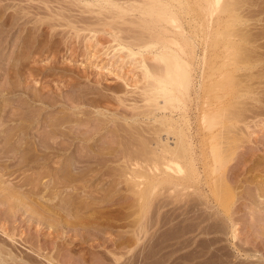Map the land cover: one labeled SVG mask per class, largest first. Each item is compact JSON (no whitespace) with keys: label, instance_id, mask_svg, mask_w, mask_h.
<instances>
[{"label":"rangeland","instance_id":"374dc122","mask_svg":"<svg viewBox=\"0 0 264 264\" xmlns=\"http://www.w3.org/2000/svg\"><path fill=\"white\" fill-rule=\"evenodd\" d=\"M75 1L77 0H0V87L2 86L0 88L2 90L0 94V119L1 116L5 114L2 112L6 111L10 114L12 107H25L27 109L24 111L33 112V123L30 122V126L26 123L27 126L30 127L27 135V139L30 142H38L39 138L46 135V132H48L47 126L55 122L53 120L56 119L62 120L63 118V120H70L71 122L76 121V124L77 121L81 123L82 120L88 119L89 123L84 120V122L78 126V129L80 127V130L82 129L84 132L85 130L86 132L88 130L94 131L99 123H96V118L92 116V114L86 112L87 114H85V116L80 115L81 110L75 111L77 107L74 103L72 104V102L71 104L68 103V106L65 103L64 106L66 105L67 108L63 110H61L59 105L54 106L53 103H55L56 100H63L62 97L81 96L83 94L88 97L89 100L105 98L110 103L108 105L111 106L112 104L114 107H109V115H106L109 119H112V124H108L107 129L101 131L102 133L100 132L101 134L98 135H103L101 136V143L103 142V145L105 143L104 146H106L108 142L109 145H107L110 146V148L114 147L117 150L118 145L114 140L116 141V137H118L117 135H120L121 133L125 135L124 133L129 130V138L134 137V140L137 142L133 141V138H130L132 141H129V143L134 142L133 144L135 147L132 143L129 144L127 141L129 144L128 146L132 145L133 147L131 146L129 148H135V152L138 151L140 154L136 157L133 153L135 156L133 155V157L130 158L132 161L128 158L129 156H125V158L123 156L120 157V155L105 158L101 157L98 161H95L97 165H94L95 163L92 165L90 164L93 168L91 170L90 167L91 175L90 173H88L89 175L86 173L82 174V177H80L81 179H79V177L76 178V175L78 174L77 172L80 170V165H78L75 160H71V157L72 159L74 158L73 154L75 150L79 148V145H68L69 150H72L70 155V152L62 155H54L45 163L41 161L40 163H33L35 166L31 168L26 167V170L24 167L20 170L18 169L19 171H16L15 169L19 155L15 158V160L17 159L16 161L8 159L7 157L2 159L0 168L7 166L8 170L14 169L13 172L15 171V173H13L14 177L9 176V174L3 176L0 175L1 180H3L2 182H4L5 185H8L9 187L14 186L13 188L23 194L25 192V195H27L28 191H24L26 186H23L22 182L24 180L25 184L26 182L29 184L34 182L33 184L35 185L39 182V192L44 195V198L46 197L45 199L50 198V200L48 199V204H50L49 202L52 200V196H55L56 191L58 190L56 196L53 197L51 205L55 204L57 201L59 203L61 201L60 204L63 209H59V203L58 205L56 203L55 206L57 205L56 208L60 211L54 207L55 212L54 210L49 212L46 220L47 222L45 221V223L47 224L50 221L51 225L49 224L50 226L48 225V227L51 231H48L49 229L47 230V228L45 229V226H40L39 224L36 225V223L32 224L34 226L31 225V222L34 221L32 219L34 217L36 218L39 214H37V212L23 214L21 215L22 217L18 219L19 221H16L15 218L12 219V211L8 214L6 212L0 214V223L4 220L10 221V219L15 223L14 226H16V231L15 233L13 231L14 236L12 237L17 246L15 247L14 245V247L17 250L19 249L17 252L31 253V244L25 243L22 239L25 238L26 240L27 234H30L32 231L33 233L34 231H37L39 234L41 233L42 237H46L45 235H49L50 233V235H55L54 237L49 236L48 238L53 239L56 244L58 243V246L50 252L54 262H58V264L64 262L66 264H76L78 260H80L82 264H264V198H262L264 195L261 197L258 196L260 186H264V171L261 173V176H256L258 173L255 171V174L252 172L256 178L254 177L249 189L253 192L252 196H256V198H252L254 200L250 202L251 205L248 207L246 205L248 203L246 201V187H244V184L240 183L244 176L240 167L238 166L232 169L227 167L224 171H222V169L216 171L214 168H211V145L208 142V139L203 138L201 133L198 134L202 131V127H200L202 125L201 123L199 124L200 116L195 112H193L194 114L191 111L189 113V110L193 105L192 99H194V91L198 89V86L196 87V83L198 82L195 80L190 88V99H183V103L186 104L185 110L189 113L188 119L190 121L189 126L191 129L190 136L194 142L192 146L187 145V147H190V150L194 151V155L189 157L188 161H193V159L197 160L194 162V168L197 170L198 174L196 173L195 175V169H190L191 167L188 165L189 167H187V171L189 175H187L189 176V179L187 177L188 181L185 180L187 183H182L187 186L191 185V189L186 193L187 197L183 196V198L181 197V190L179 187L174 186V189L173 186H170L172 187L170 188L156 182L159 180L161 181L164 178V173L160 161H155L154 157L156 156H152L155 155L158 149H160L154 139L157 141L159 140L160 144L168 143V146L173 148L177 144V136L174 137V134L167 136L166 133L162 132L160 137L157 135L159 138L157 139L154 132L157 129L164 128L162 127L166 121L163 114L164 111L159 108H152L149 110H147L148 108H142V96L140 95V89L144 85V82L141 79L142 76L136 69L135 63L132 64L131 62H126V60L124 61L122 54L115 53V50L113 49L116 46V43L114 42L116 34L120 38V42L126 43L129 38L139 37L144 31L141 32L142 29H140V25H137L136 22L134 24L125 23L122 25L120 19H109L110 14H107L105 10H100L102 14L99 15L94 13L99 12V9L96 7L85 8L84 4H77ZM120 3L122 4V2ZM58 14L61 15L59 16ZM257 15L256 18L258 19ZM137 16V14H127L124 16V19H127L126 21L129 22ZM245 16L248 18L252 17L246 15V13ZM261 17L263 19L264 15H259V18ZM254 18L255 16L253 15L251 19L253 20ZM2 24L4 26H2ZM189 26L185 27L188 29L192 25ZM259 28L262 29V26H259ZM191 29L192 28L188 30V34L190 31V34H193L194 29ZM146 32L147 31H145V33ZM147 33L146 35L149 34ZM173 37L174 35H170L171 39H173ZM174 40H179L182 44L184 41L178 36H175ZM174 49L176 48L174 47ZM186 49L188 54L191 55L192 48L187 47ZM134 51L137 50L134 49ZM261 52L263 53L264 50H261ZM138 58L139 57L136 59L138 60ZM149 63L152 64L151 61ZM14 66L18 69L19 67L22 68V72L20 71V73L23 74L24 77L21 74L17 77L18 80L17 78L7 77L5 71L7 69L11 71H13V69L16 70V68H13ZM11 71H9L10 74L12 73ZM42 91H45L46 93H42ZM31 94L33 97H38V99L36 97L37 101H35V103H32L27 99L32 97ZM57 96H60L61 98H58ZM66 100L69 101L68 98ZM120 100L122 101L121 104L118 102ZM27 101L31 104H28ZM48 105H51V109L45 108ZM133 106H137V108L134 107L135 109H133L135 111L131 109ZM139 107L141 108L138 109ZM136 109L138 110L136 111ZM83 110L87 111L86 109ZM145 111H147V114H149L148 116L150 117H147L146 115L143 116L146 114ZM179 111L180 110L175 111L172 115L175 121L179 119L180 115H182V111ZM151 114L153 115L151 116ZM79 115L80 118H77L76 116L79 117ZM65 116L68 117L66 118ZM123 119L128 120L124 121ZM162 119H164V121ZM20 121L21 120H17L18 123H20ZM86 122L88 124H86ZM14 123L15 122H11L10 128L18 127V124L16 123L14 125ZM178 124L180 125L176 126L177 129H179V127L183 128L184 125L182 121H179ZM120 126L121 129H125L123 131L120 130ZM131 126H134V128ZM138 126H141V129L140 127L138 129ZM126 128H128L127 131ZM199 128H201V130ZM135 129L143 130L141 131L142 135L140 133L137 134ZM177 129L176 131H178ZM262 129L263 128L259 129V127L253 129V131H251L253 134L250 136L248 143H245L244 140L242 142L241 140L245 145L248 144L251 146L252 148H250L252 150L250 149L249 152L243 149L235 151V153H233L235 156L232 155V159H234L233 163H238L239 157L244 154L246 156H251L254 163L264 161V130ZM0 130L1 143V139L5 136L4 134H6L5 126L0 127ZM110 130H112L113 133ZM118 130L122 132L119 133L120 131L118 132ZM133 130L135 132H132ZM115 131L119 134H115ZM90 133L92 132L90 131L89 134ZM132 134L134 135L130 136ZM126 135H128V133ZM135 136H138V140ZM127 137L128 136H126V138ZM16 138H14V140H16ZM138 141L140 142L138 143ZM17 143H14V145L12 144L13 147H18L19 144H23L24 142L19 141V143ZM101 143L99 145H101ZM121 146L122 145H120V147ZM1 147L2 143L0 144V149ZM141 151H149L152 155L150 153L146 156L148 152L142 154ZM129 155L132 156V153ZM156 160L158 159L156 158ZM97 162L101 163L100 166ZM156 162L158 165H156ZM254 163L252 162V164ZM135 164L138 166L136 167ZM209 165L211 167H209ZM157 166L159 167L157 168ZM124 168L126 169L124 170ZM64 169L67 170V173L71 174H68L69 177L63 172ZM82 169L81 171L85 170ZM95 171L96 174H94V176L92 172L95 173ZM99 172H101L103 176ZM72 175H74L73 177L75 178V181H73L74 178L70 177ZM63 176L66 177L64 178ZM77 176H80V174ZM171 176H173V174ZM66 178H70L69 181ZM71 178L73 180H71ZM63 179H66L67 183L66 180L64 182ZM224 181L227 185H225ZM61 183H63L64 187ZM68 183H70V185ZM157 185H159V187ZM27 188L28 190L30 189L29 187ZM42 191L44 193L46 192V195ZM2 194L0 195V209L6 210V202L12 201V199L6 197L4 194L3 196ZM35 194L38 193H35L34 191V194H28V198ZM42 194L39 193L38 196ZM25 195H23L24 199L27 198ZM38 196H32V198H38ZM45 199H42L41 201L44 202ZM54 199L56 201H54ZM25 203L27 204L28 202ZM81 204L82 206H80ZM63 205L66 210H64ZM74 205H78V207L80 206L81 209H75L77 206L74 207ZM76 210L78 211L76 216L78 214V219L82 221H77L78 219L75 218V220L73 218L75 217L74 214ZM58 212H61L62 218H65H63V220H74L73 223L80 222L78 223L79 225L76 223L72 227H66V237L68 236L66 238L68 240L66 243L59 239L61 236L60 234H62L60 232H63V229L62 222L58 218L60 217V214H55ZM30 213L32 215H30ZM64 213L65 215H63ZM29 217H31V220H28ZM40 217L37 218L41 220L42 218ZM21 219L26 222L30 221L31 226L29 230L32 229L31 232L29 230L27 231V229H25L26 227H22L23 224L20 225L19 222H21ZM36 219L35 221H40ZM9 221L7 223H10ZM234 225L237 230V241L235 242H233L230 237L232 233L231 229ZM53 229H57V233L53 231ZM5 231L6 233L12 234V232L10 233L6 228ZM34 241L35 239L30 242L33 243ZM121 242L123 244H120ZM33 244L35 245L37 242H34ZM251 244L253 245V248ZM38 245L41 246L39 243L36 246L38 247ZM36 246L33 247V249H36ZM66 248L71 250L69 253H66L68 256L65 255L68 262L65 261L63 253ZM45 251L46 253L49 252L47 250ZM45 251L43 252L45 253ZM40 263L43 264V262Z\"/></svg>","mask_w":264,"mask_h":264},{"label":"bare ground","instance_id":"6f19581e","mask_svg":"<svg viewBox=\"0 0 264 264\" xmlns=\"http://www.w3.org/2000/svg\"><path fill=\"white\" fill-rule=\"evenodd\" d=\"M90 1H92V2H90ZM75 2H77V4H84L85 8L96 7L97 9H99L98 10L99 12H94V13L99 14V15L102 14L100 12V10H105L107 14H110L109 19H111V20L120 19L122 21V25L125 23L134 24L136 22L137 25H140L139 26L140 29H142V31L141 30L140 31L141 32L144 31L143 34L140 33L141 35H139V37L138 36L137 37H131L130 36L131 38H129V40L126 43L120 42V38L116 34L115 38H114V42L116 43V46L113 49L115 50V53H117V54L121 53L122 54L124 61L126 60V62L128 61V62H131L132 64L135 63L136 66L135 65L134 66L140 72V74L142 76L141 79L144 82L143 83L144 85L142 84L143 87H141V89H140V91H141L140 95L142 96V97L140 96L142 98L141 102L143 103L142 108H146V109L148 108L147 110L152 109V108H159V109H162L164 111L163 112L164 118H166L165 119L166 121L164 122V126H162L164 128L163 129H157L154 132L155 135L156 136L158 135L160 137V134L162 132H164V133H166L167 136L172 135V134H174L173 135L174 137L177 136V138H176L177 144L175 143L176 145L173 148L169 147L168 143H166V142H165L166 144H163L161 142L163 144L162 145L159 143V140L157 141L156 139H154V141H156V144H158V148H160L156 152L157 154L154 151L155 155H152V153H151L152 150H151V152L147 151L148 153L141 151L142 154L147 153L146 156L150 153L152 156H156V157H154L155 161H160V164L163 167L162 170H163L164 174L163 173L162 174L164 175V178L161 181L159 180L160 182L159 181H156V182L163 184L165 186H168V187H170V186H173V188H174V186L179 187L181 190V192H180L181 197L182 198H183V196L187 197L186 193H188V191L191 189V185L187 186L186 184H183L182 182L187 183V181H188L187 177L189 179V176H188L189 174L187 171V167H189L188 165H190V167H191L190 169L194 170L195 169L194 168V166H195L194 162L197 161L194 159H193V161H190V162L188 161V158L192 157L194 155V153H193L194 151L190 150L189 146L187 147V145L192 146L194 143L193 139H191V136H190L191 135L190 134L191 129L189 126L190 121L188 119V116H189L188 114L190 113V111L192 113L195 112V113L199 114V116H200L199 124L201 123V125H202V126H200V127H202V131L199 133L197 132V133L198 134L201 133L203 138L208 139V142L211 145L210 148L212 150L211 151L212 162L210 163V165L212 164L211 165L212 167L210 165H209V167H211L212 169L214 168L216 171H220L221 169H222V171H224V170H226L225 168H227V167L232 169L234 167L239 166L240 170L244 174L242 181L241 182L239 181V182L241 184H244V187H246L245 188L246 192H247L246 193V196H247L246 201L248 202L246 205L249 207V205H251L250 202L256 198V196L255 197L252 196L253 192L250 191L249 186H251L254 177L256 178V176H261V173L264 171V161H259V162L254 163V160L252 159L251 156H246L244 154L241 157H239L238 163L235 164V163H233L234 159H232V155L238 149L239 150L243 149V150L249 152L252 147L249 146L248 144L245 145L244 143H242L243 140L245 143L246 142L248 143L250 136H252V134H253V132H251V131H253V129H255V128L257 129L259 127V129L263 128L262 130H264V119H263L264 118V52L263 53L261 52V50H264V18L263 19H262V17L259 18V15L260 16L264 15V0H77ZM120 2H122V4ZM245 13H246V15H249L252 17L254 15L255 18H256V15L258 14L257 15L258 19L254 18L255 20L254 19L252 20L251 19L252 17L251 18L249 17L250 18L249 19L248 17L245 16ZM127 14H130V15L137 14L138 16L136 18H134L132 21L127 22L126 21L127 19L126 20L124 19V16ZM242 14H243V16H242ZM12 17H10V18H12ZM187 25L188 26L192 25L191 27L190 26L189 27L194 29L193 34L192 33L190 34L191 31L188 34V30L190 28L187 29L186 28V27H188ZM2 26H4V25L2 24ZM259 26L260 27L262 26V29H260ZM145 31H147L149 34L146 32L148 34V35H146ZM170 35L171 36L174 35L173 39L170 38ZM175 36L176 37L178 36L181 40H184L183 44L180 43L179 40H174ZM174 47L176 49H174ZM187 47L192 48L191 49V51H192L191 55L188 54L187 49H186ZM134 49H136L137 51H134ZM145 54H147V55H145ZM137 57H139L138 60L136 59ZM150 61L152 62V64L149 63ZM0 68H1V66H0ZM13 68H16V70L18 69L16 66H14ZM21 69L22 68H20V67L17 71L15 69H13V71L7 69L5 71V74H7V77L9 76L10 78L13 77L16 79L21 74L20 73ZM7 71L9 73V75H8ZM9 71H11L12 73L10 74ZM21 75L23 76V74H21ZM17 80H18V78H17ZM195 80L198 82V83H196V87L198 86V89L194 91V99H192L193 102L191 101L193 103V105H192V108L189 110V113H187V111L185 110L186 104L183 103V99H185V98L190 99V90H191L190 88L194 84ZM1 92H2V90L0 89V94H1ZM10 92H8V93H10ZM43 92H45V91H42V93ZM6 93H7V91H6ZM55 94H57V93H55ZM83 95H81V96L76 95L73 97H67L70 102L68 100H66L67 98L64 97L65 98V100H64V98L62 97L63 100H60V101L56 100L57 102L55 101V103H53V102L52 103L54 106L59 105L61 110H63L65 108H67V106L69 105L68 103L71 104V102H72V104L74 103L77 107L75 109V111L81 110L80 115L85 116V114H87V113L92 114V116H94L96 118V120H95L96 123L98 122L99 124L97 125L98 126L97 128L95 127L96 129L93 128L94 131L90 130L92 132L90 134H89V132H90L89 130H88L89 132L88 131L86 132V130L84 132L81 129L83 131L82 132L80 130V127L78 129V126L81 125V123H83L84 120L89 123L88 119L82 120L81 123L77 121V124H76L75 123L76 121L71 122L70 120H63V118H62V120L56 119V120H53L55 122L49 124L48 126L46 125L48 128V132H46V135H43L41 138H39L38 142H32V141L30 142L27 139V135H28L29 129H30V127H28L27 124L29 125L30 122L33 123V121H32L33 112L24 111L27 108H25L23 106H22L23 108L12 107L13 109L11 108L10 114H9V112L5 111L6 109L3 110L5 112L1 111L2 113H5V114H3V116H1L0 127L5 126V131H6L5 133L6 134H4L5 136H3V138L1 139L2 147L0 149V163L2 162V159H5L6 157L8 159L15 160V158H17V155H19L18 160L17 159H16L17 161L15 160L16 164H17V165H15V169L17 171L18 169L20 170L22 167H24L26 170L27 169L26 167H29V168L34 167L35 165L33 163H38V162L40 163V161L45 163L48 159H51V157L54 155H62L64 153H68V152H70L69 153V155H70L72 153V150L71 151L69 150L68 145H74V146L79 145V148H77V149L75 148L76 150L73 154L74 158L72 159V157H71V160L72 161L75 160L77 162V164L80 165V168H79L80 170H79V172H77L78 173L77 175L80 174V176L76 175V178L79 177V179H81L80 178V177H82L81 175L85 174V173L86 174L90 173L91 172L90 171L91 165L94 163H95L94 165H97L95 161L96 160L98 161V159H100L101 157L105 158V157H110V156L112 157L115 155H120V157L123 156L124 158H125V156H127V157L129 156L128 158L130 159L133 157L134 154L137 157V155H139L140 152H138L137 150H136L137 152H135V148L134 149L129 148L132 145L134 146V144H133L134 142L129 143V141H132V140L136 141V140H134V137H130V138H133L132 140L129 138V132H128L129 130L127 131L128 128H126L127 132L124 131L125 135H123V133H121L125 129L124 127H122L124 129H121L122 125L120 126V130H122V131L118 130V132L120 131L119 133H121V134L117 135L118 137H116V141L114 140V142L118 145L117 150L114 147L110 148V146H108L109 145L108 142H107L108 145L106 144V146H104L105 143H104V145L102 144L103 142L101 143V141H102L101 136H103V135H101V136H98V135L102 133L101 131L107 129L108 124H110L112 122V119H109L106 116V115H109V112H110L109 107L111 108L112 104H111V106H109L108 104H110V103L105 98H100L98 100H96L97 98H95L93 100H89L88 97H86L85 95L83 96ZM31 96H32V94H31ZM32 97H29L27 99L30 102L35 103V101H37L38 97L36 96L37 99L35 96L33 98ZM57 97L61 98L60 96H57ZM43 100H41V101H43ZM120 101H118V102L121 104L122 101L121 102ZM30 102H28V104H31ZM47 103H48V101H47ZM65 103L67 104V106L66 105L64 106ZM51 105H48L45 108L51 109ZM112 107H114V106H112ZM134 107L135 106H133V108L131 107V109L133 110V109L137 108V106L135 108ZM140 108L141 107H139L138 109H140ZM83 109H86L87 111H85ZM138 109H136V111ZM178 110L182 111V115H180L179 119L175 121L172 115L175 113V111H178ZM133 111H135V110H133ZM145 112H146V114H144V115L142 114V115L143 116L146 115L147 117H150V116H148L149 114H147V111H145ZM148 112L151 113L150 111H148ZM80 115H79V117L78 116H76V117L80 118ZM137 115H140V114H137ZM152 115L153 114H151V116ZM65 117L67 118L68 116H65ZM259 117H261V118H259ZM17 120H21L20 123H18ZM76 120H78V119H76ZM126 120H128V119H126ZM126 120H124V121H126ZM162 120L164 121V119H162ZM179 121L180 122L182 121L184 126H183V128L179 127V129H177L176 126L180 125V124H178ZM11 122L12 123L15 122L14 125L17 123L18 127L10 128ZM87 122H86V124H88ZM137 124H138V122H137ZM94 126H92V127H94ZM131 127L134 128V126H131ZM139 127L141 129V126H138V129H139ZM117 128H119V127H117ZM175 128L178 131H176ZM138 129L137 130L135 129V131L137 132V134H139V133L141 134V131H143V130H138ZM199 129L201 130V128H199ZM110 131L112 132V130H110ZM135 131L133 130L132 132H135ZM118 132L115 131V134L116 133L119 134ZM130 132H131V129H130ZM127 133H128V135H126ZM134 134L137 135L136 133H134ZM134 134H132L130 136H133ZM155 135H153V136H155ZM126 136H128V137L126 138ZM158 136H157V139H159ZM14 138H16V140H14ZM128 139H130V140H128ZM137 140H138V138H137ZM241 140H242V142H241ZM19 141L24 142V143L19 144L18 147H15V146L13 147L14 143H17V142L19 143ZM127 141L129 144L132 143V145L128 146L129 144L127 143ZM147 141H148V139H147ZM139 142L140 141H138V143ZM256 142H258V141H256ZM262 142H261V144H262ZM100 143H101V145H99ZM126 143H127V145H126ZM110 144H111V142H110ZM120 145H122V146L125 145V146H123V148H122V146L120 147ZM140 148H144V147H140ZM131 153H132V156L129 155ZM233 156H235V155H233ZM156 158L158 160H156ZM239 160H240V162H239ZM126 162H125V164H126ZM252 162L254 164H252ZM97 163H99V166H100L101 163L100 162H97ZM121 163L124 164L123 162H121ZM156 163H154V164H156ZM145 164H146V162H145ZM152 165H153V163H152ZM156 165H158V163ZM156 165H155V168H156ZM135 166H136V164H135ZM158 167L159 166H157V168ZM10 168H12V167H10ZM29 168H28V170H29ZM82 168L85 170L81 171ZM98 168H97V171H98ZM153 168H154V165H153ZM66 169H64L63 172L69 177V175H71V174L67 173ZM92 169L93 168L91 167V170ZM125 169L126 168H124V170ZM135 169H137V168H135ZM13 170H11V169L8 170V167L5 166L3 168H0V175L3 176L6 174L7 175L9 174V176H13V173H15V171L13 172ZM71 171H68V172H71ZM114 171H116V170H114ZM195 171H196L195 172V175H196L197 170L195 169ZM254 171L258 173V174L256 173L257 174L256 176L252 174V172L254 173ZM73 172H75V171H73ZM92 173L94 175V174H96V171H95V173L94 172H92ZM99 173H101V172H99ZM172 174L174 177L179 176L178 177L179 180L176 177H175L176 178V180H175V178L173 176H171ZM236 174H238V173H236ZM74 175H72L70 177L74 178L73 177ZM90 175H91V173H90ZM1 176H0V195L3 193L6 197L11 198L12 201L6 202L7 203V205L5 204V206L7 207L6 210L0 209V214H2L3 212L4 213L6 212L8 214L12 211V213H11L13 215L12 219L15 218L17 221L18 219H20V217H22L21 215L27 214L28 212H31V213L37 212V214L41 213L40 215L38 214L39 216L37 214H33V215H37L36 218L37 217L39 218L41 216L40 218H42V219L41 220L38 218L36 219L33 216L34 218L32 220H34V221L31 222V225L36 223V225L39 224L40 226L41 225L45 226V229L47 228V230H48L49 229L48 225L50 224V221L47 224L45 223V221L48 218L47 216H48L49 212L54 210V207L56 208V206L59 203L57 201L56 206H55L56 203L52 204L53 206L51 205L53 197L56 196L58 190L56 191L55 196L54 195L52 196V200L49 202L50 204H48L47 202L50 200V198H48L49 200L45 199L46 197L44 198V195L41 192H39V190H40V189H38V186H39L38 183L39 182L36 185L33 184L34 182H31V184L26 182V184H25V182H24L25 180L22 182L23 186H26V188L27 187L30 188L29 190H28V188H27V190H26V188H24L25 189L24 191H26V192L28 191L29 195H31V193L34 194V191H35V193H38V194L40 193L43 195V196L39 195L40 199H39L38 194L32 195L33 197L37 195L38 198L37 197L32 198V196L28 198L29 195L28 194L25 195L26 193L24 191H23L24 192V194H23L22 192H19L17 189L13 188L14 186L9 187L8 185H5L4 182H2L3 180H1ZM102 176H103V174H102ZM150 176H152V175H150ZM63 177L65 178L66 176H63ZM83 177H84V175H83ZM72 178H71V180H73ZM66 179H68V181H69L70 178H66ZM66 179H63L64 182ZM60 180H62V179H60ZM185 180H187V181H185ZM73 181H75V178ZM73 181H71V182H73ZM174 181L176 182V184ZM179 181H180V183H179ZM63 183H61L62 186H63ZM66 183H67V180H66ZM224 183H225V181H224ZM68 184L70 185V183H68ZM68 184H67V186H68ZM152 184H151V186H152ZM222 184H223V182H222ZM61 185H60V187H61ZM159 185H157V186L159 187ZM225 185H227V184L225 183ZM154 187H156V186H154ZM223 187H224V185H223ZM170 188H172V187H170ZM19 189H21V188H19ZM76 189H78V188H76ZM226 189H227V187H226ZM247 189H249V190H247ZM263 189H264V186H260V188L258 190V192H259L258 196L261 197L262 195H264ZM49 192H50V190H49ZM53 192H55V191H53ZM20 193H21V195H20ZM23 195L27 196V198H25L26 200L24 199ZM36 198L39 199L40 201L37 200ZM143 198H144V196H143ZM252 198H254V199H252ZM262 198H264V197H262ZM21 199H24V200H21ZM42 199L43 200L45 199V201L44 202L41 201ZM55 199H54V201H56ZM54 201H53V203H54ZM25 202H28L27 204H30L31 206L27 205ZM261 202H263V201H261ZM60 203H61V201H60ZM60 203L58 205V206H60V207H58L59 209L61 208ZM64 205H63V207H64ZM3 206H4V204H3ZM28 206H30V207H28ZM75 206H77V207H75ZM80 206H82V204ZM80 206L78 207V205H74L75 209H77V210L81 209ZM58 208H56V209L59 210ZM61 210H63V209L61 208ZM64 210H66L65 207H64ZM77 210H76V212L74 211L75 217L70 215L74 219L75 218L78 219L77 216H79V215L77 214V216H76V213L78 212ZM67 211H66V213H67ZM54 212H55V210H54ZM69 212H71V211H69ZM31 213H30V215H32ZM52 213H51V215H52ZM62 213H63V211H62ZM11 214H10V216H11ZM55 214H58V215L60 214V217H58V218L62 222L63 232H60V233H62V234H60L62 237L59 235L60 236L59 239H61L62 242L66 243L68 241L66 239L68 236L66 237L67 232H65V231L67 230L68 226L72 227L77 222L73 223L74 220H72V221L69 220L70 222L66 221L67 219L63 220L64 217L62 218L61 212L60 213L58 212ZM43 215H44V217H43ZM63 215H65V213ZM10 216H9V218H10ZM35 219L40 220V221L37 222V221H35ZM28 220H31V217H29ZM6 221L4 220L2 223H0V230H1L0 231V233H1V236H0V264H39L40 262H43V264H56V263L58 264V262H56V263L54 262V259H53L52 255L50 254L51 250L55 249V247L58 246L57 245L58 243L56 244L53 239L48 238L49 236H53V234L50 235L51 233L49 232L50 233L49 235H45L46 237H42L41 233L39 234L37 231L36 232L34 231V233H33V231L31 232L32 229L29 230V228L31 226L30 221L26 222V221H23L21 219V222H19L20 225L23 224L22 227H24V228L26 227L25 229H27V231L29 230L31 232V233L29 232L30 234H27L26 240H25V238L22 240L25 243H28V244L30 243L32 248H30V252H31L30 254L25 253V252H22V253L20 252L21 253L20 254L19 252H17L19 249L17 250L15 248V247H17L16 242L14 241V239L12 237V236H14L13 234L16 231L15 230L16 226H14L15 223L13 220H12L13 221L12 222L11 219H10V221L8 220L10 223H7L8 221L7 222ZM77 221H82V220L78 219ZM78 223H80V222H78ZM78 223H77V225H79ZM59 225H61V224H59ZM77 225H76V227H77ZM32 226H34V225H32ZM80 226H81V224H80ZM54 227H55V225H54ZM58 227H60V226H58ZM5 228H6V230L8 229V231H10V233L12 232V234L6 233ZM56 230L53 229V231H55V232H56ZM13 231H14V233H13ZM48 231H51V230L49 229ZM60 231H62V230H60ZM236 231L237 230L235 229V225H234V227L231 229L232 233L230 236L231 240L233 242L237 241V232ZM32 239L33 240L35 239L34 242H37V244L38 243L41 244V246L38 245V247H37L36 246L37 244L34 245L33 244L34 242L31 243L33 241ZM246 240H247V238H246ZM247 243H249V242H247ZM120 244H123V243L121 242ZM14 245H15V247H14ZM35 246L37 248L33 249V247H35ZM42 246L45 248V250H47L49 252L46 253V251L44 250V248ZM39 247L43 248V249H40ZM252 248H253V245H252ZM241 249H242V247H241ZM40 250L45 251L46 254ZM70 251L71 250H69L67 248L65 249V251L63 252L64 258L66 257L65 255L68 256V254H66V253H69ZM64 258H63V260H64ZM68 260H69V258H68ZM65 261H67V258H65ZM74 263H75V261H74ZM62 264H66V263L64 262ZM76 264H82V262L80 260H78V262Z\"/></svg>","mask_w":264,"mask_h":264}]
</instances>
